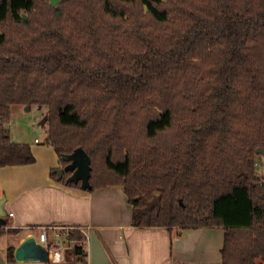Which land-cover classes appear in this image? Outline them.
I'll return each mask as SVG.
<instances>
[{
    "label": "trees",
    "instance_id": "1",
    "mask_svg": "<svg viewBox=\"0 0 264 264\" xmlns=\"http://www.w3.org/2000/svg\"><path fill=\"white\" fill-rule=\"evenodd\" d=\"M43 3L0 0V166L36 161L11 107H47L52 178L121 185L134 226L223 227L222 264H264V0ZM79 148L87 187L60 174Z\"/></svg>",
    "mask_w": 264,
    "mask_h": 264
},
{
    "label": "crops",
    "instance_id": "2",
    "mask_svg": "<svg viewBox=\"0 0 264 264\" xmlns=\"http://www.w3.org/2000/svg\"><path fill=\"white\" fill-rule=\"evenodd\" d=\"M36 140L30 143L34 163L0 166V225L18 230L0 237V264H222L223 227L134 226L123 186L90 191L55 180L50 172L61 166L59 156ZM66 225L85 236V261L71 251L48 262L9 261V246L16 249L43 226Z\"/></svg>",
    "mask_w": 264,
    "mask_h": 264
},
{
    "label": "rangeland",
    "instance_id": "3",
    "mask_svg": "<svg viewBox=\"0 0 264 264\" xmlns=\"http://www.w3.org/2000/svg\"><path fill=\"white\" fill-rule=\"evenodd\" d=\"M43 4H50L43 0ZM47 114V107L32 105H13L7 127L10 129L11 139L17 143L29 144L37 138L41 143H46L48 138V124L43 123ZM257 172L264 178V155L257 156ZM4 241V239L2 240Z\"/></svg>",
    "mask_w": 264,
    "mask_h": 264
},
{
    "label": "water",
    "instance_id": "4",
    "mask_svg": "<svg viewBox=\"0 0 264 264\" xmlns=\"http://www.w3.org/2000/svg\"><path fill=\"white\" fill-rule=\"evenodd\" d=\"M52 7H56L60 0H49ZM27 17L25 16V19ZM30 108V106H28ZM47 120V116L44 117L43 123ZM258 154L264 155V148L258 149ZM64 159L68 160V164L65 169L60 170L62 174L65 170L73 172L69 181L82 180L83 186L87 187L89 184L90 176V155L82 148L77 149L73 154L64 156ZM15 258L18 261H36V262H48L51 260L49 250L41 246L34 236L27 237L23 242L15 249Z\"/></svg>",
    "mask_w": 264,
    "mask_h": 264
},
{
    "label": "built area",
    "instance_id": "5",
    "mask_svg": "<svg viewBox=\"0 0 264 264\" xmlns=\"http://www.w3.org/2000/svg\"><path fill=\"white\" fill-rule=\"evenodd\" d=\"M9 215L13 216V213ZM40 230L38 235L32 234L31 236H34L41 246L49 250V255L52 259H57V257L64 259L65 256H61L59 253H67L73 249L77 240L71 237V232L74 230L80 231L81 229L80 227L66 225L43 226ZM50 231L53 234L52 239H50Z\"/></svg>",
    "mask_w": 264,
    "mask_h": 264
}]
</instances>
